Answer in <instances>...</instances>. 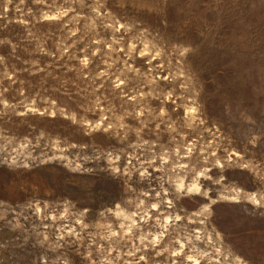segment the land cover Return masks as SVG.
<instances>
[{"label": "rangeland", "instance_id": "rangeland-1", "mask_svg": "<svg viewBox=\"0 0 264 264\" xmlns=\"http://www.w3.org/2000/svg\"><path fill=\"white\" fill-rule=\"evenodd\" d=\"M0 264H264V0H0Z\"/></svg>", "mask_w": 264, "mask_h": 264}]
</instances>
